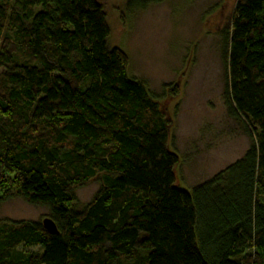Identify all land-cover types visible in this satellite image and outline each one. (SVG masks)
<instances>
[{"label":"trees","instance_id":"1","mask_svg":"<svg viewBox=\"0 0 264 264\" xmlns=\"http://www.w3.org/2000/svg\"><path fill=\"white\" fill-rule=\"evenodd\" d=\"M111 36L99 0H0V203L45 205L58 230L0 220V264H264V0H237L222 31L224 101L251 143L192 190Z\"/></svg>","mask_w":264,"mask_h":264},{"label":"rangeland","instance_id":"2","mask_svg":"<svg viewBox=\"0 0 264 264\" xmlns=\"http://www.w3.org/2000/svg\"><path fill=\"white\" fill-rule=\"evenodd\" d=\"M111 41L128 55L132 77L158 96L171 121L170 147L179 155L177 184L192 190L243 156L251 140L224 101L222 31L237 0H163L128 9V0H99ZM92 180L77 188V208L98 191ZM49 208L14 196L0 203V220L43 221ZM19 245L15 251L37 249Z\"/></svg>","mask_w":264,"mask_h":264},{"label":"water","instance_id":"3","mask_svg":"<svg viewBox=\"0 0 264 264\" xmlns=\"http://www.w3.org/2000/svg\"><path fill=\"white\" fill-rule=\"evenodd\" d=\"M42 223L45 226V228L48 229L49 231L55 232V233L58 232L56 224L50 216L45 217Z\"/></svg>","mask_w":264,"mask_h":264}]
</instances>
